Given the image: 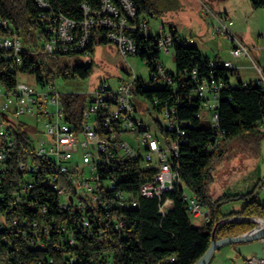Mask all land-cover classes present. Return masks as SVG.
I'll return each instance as SVG.
<instances>
[{"label":"trees","instance_id":"16d2710c","mask_svg":"<svg viewBox=\"0 0 264 264\" xmlns=\"http://www.w3.org/2000/svg\"><path fill=\"white\" fill-rule=\"evenodd\" d=\"M49 12L64 16L76 22L75 34L79 39L82 22L86 19L87 6L91 13L101 7L102 0H46ZM137 8L138 19L148 20L159 12L151 0H132ZM253 8H264V0H249ZM44 10L36 0H0V18L9 20L11 30L18 33L24 49V58L20 71L26 77H33L37 85L55 84L57 79L65 81H85L90 77L92 65H73L74 58L93 53L94 45L107 44L106 30L101 27L93 29L92 36L84 50L67 53L47 54L45 43L50 40L52 32L47 29V21L41 18ZM169 30L180 38L176 28ZM141 60L153 67L160 59L155 52L154 38H144L136 34ZM77 39V40H78ZM194 43V42H193ZM193 43H173L175 71H169L173 82L166 86L152 85L140 93L148 104L162 110L165 105H175L174 118L188 122L183 127L185 135L180 139L179 157L173 164L180 174V185L162 200L170 198L174 206L166 214L159 209L158 198L140 197L137 207L103 209L92 206L84 197L82 209L60 208V196L50 184L46 172L49 162L40 160L37 165L41 170L24 173L18 168V152L13 149L4 170L0 171V264H195L209 249L214 227L231 217H257L264 219V204L255 196L256 190L244 194L224 195L213 198L207 185L212 181L211 168L215 160L224 153L228 144L237 138L256 136L264 137V86L257 80L242 82L236 69L218 66L215 80L221 84L218 95L217 127L210 121L196 117L200 110L201 99L195 95L198 83L191 74L197 70V77L202 80L210 73L209 62ZM152 51V54H148ZM7 52L0 49V86L6 93L16 86V77L10 69ZM213 60L219 62L218 58ZM237 75V84L233 85L231 77ZM62 102L68 120L78 128L82 120V110L86 97L79 94L62 96ZM18 134L17 144L27 143L30 127L25 124ZM161 132L166 129L159 126ZM223 133L218 147L209 146L213 138ZM168 134V133H167ZM174 138L176 133L170 132ZM19 157V158H18ZM102 176L112 174L120 176L119 185L129 192L137 193L140 187L153 179L154 171L145 169L140 162L125 163L117 170L100 171ZM62 178L59 176L57 182ZM32 182L34 188L27 203L16 202L15 197L24 186ZM187 188L201 205L210 212L211 220L203 226H195L183 199ZM235 201L244 202L239 212L225 213L227 204ZM46 207L42 214L32 209L31 204ZM85 217L89 226L81 225ZM44 221L49 227L47 236L34 231L33 223ZM116 221L122 228L115 229ZM15 223V225H14ZM256 224L251 221H227L216 230L217 238L241 235L252 230ZM73 240V242H70ZM174 261H170L171 258Z\"/></svg>","mask_w":264,"mask_h":264},{"label":"built area","instance_id":"2783aa9c","mask_svg":"<svg viewBox=\"0 0 264 264\" xmlns=\"http://www.w3.org/2000/svg\"><path fill=\"white\" fill-rule=\"evenodd\" d=\"M44 10L41 18L47 21V29L52 32L50 40L45 43L44 51L47 54L55 52L67 53L73 50L86 49L95 27L106 30L107 39L116 46L118 55L127 61L129 56L140 59L139 45L136 34L144 38H154L155 52L159 53L160 59L155 61L153 67H149L150 74L144 79L130 67L126 70V78L118 79L115 85L102 81L96 90L86 97V103L82 110V120L78 128L68 120L67 112L62 102V96L67 95L57 91L55 84L40 86V89L28 85L20 77H26L20 71L24 58L22 51L24 44L13 28L11 22L0 18V49L7 52L6 57L10 60V69L16 77L15 88L6 93L0 86V171L4 170L5 162L11 152L17 146L18 168L24 173H35L41 170L37 165L40 160H47L49 170L46 175L53 189L60 196V208L82 209L84 197L92 206L103 209L134 208L138 206L139 198H158L159 209L166 214L174 206L170 198L162 200L167 193L173 192L180 185V174L173 164L179 157L180 139L185 135L183 127L186 121L179 122L174 118L175 105H165L162 110H156L154 105L148 104L140 89H146L152 85L166 86L173 82L170 70L161 61L162 52L171 54L175 63L173 43H193L192 37L184 39L175 36L170 30L154 33L150 22L138 19L137 8L132 0H102L99 10L91 13L87 6L86 19L82 22V30L78 39L75 30L76 22L63 14L55 15L50 10L46 0H36ZM213 23V32L218 36L225 37L231 44L230 54L232 59H219L209 62L210 73L208 78L202 80L197 77V70H193L191 78L197 84L195 95L201 99V106L196 117L202 121H210L212 126L217 127L218 95L221 84L215 80L214 70L218 66L227 69L248 68L256 72L257 80L264 86V69L260 63L251 56L252 50H264V42L248 46L232 32L234 20L225 12L212 13L208 9ZM78 39V40H77ZM148 54H152L149 51ZM245 59L246 65L240 64ZM253 80L246 81L250 83ZM72 94V93H68ZM55 110L52 111L51 107ZM209 107L207 111L205 108ZM213 109H212V108ZM152 113L159 116L154 118ZM24 115L34 116L44 127L40 131L38 124H31L21 119ZM143 116H149L153 120L147 122ZM30 127L27 143L17 144L18 134L22 129L20 125ZM32 125V126H31ZM34 125V126H33ZM159 126L166 129L161 132ZM170 132L176 133L174 138ZM45 134L46 139L40 138ZM168 133V134H167ZM223 133H218L213 138L210 150L219 146ZM81 154L82 165L76 160ZM138 161L145 169L153 170L152 180L145 182L135 194L124 190L119 185L120 176L112 174L102 176L100 171L117 170L127 162ZM89 169V176L85 175V168ZM5 171V170H4ZM62 180L58 183V177ZM34 185L26 184L21 193L15 197L16 202L27 203ZM183 199L192 218H202L204 223L211 220L210 212L205 209L198 199L186 192ZM32 209L39 213H46L47 208L31 204ZM255 221L256 225L264 227V219L257 217H231L221 221ZM260 221V223H259ZM15 225V223H14ZM82 227L89 226L85 217L81 221ZM48 225L42 221L33 223L34 231L42 236L49 233ZM122 228V224L116 221L115 229ZM264 243V239L262 240ZM73 242V240H70ZM171 258L170 261H174ZM248 264H264V256L258 259L250 257Z\"/></svg>","mask_w":264,"mask_h":264},{"label":"rangeland","instance_id":"374dc122","mask_svg":"<svg viewBox=\"0 0 264 264\" xmlns=\"http://www.w3.org/2000/svg\"><path fill=\"white\" fill-rule=\"evenodd\" d=\"M151 1L159 10L155 17L147 16L152 31L158 33L162 26H164L165 31L174 27L180 35L192 36L195 41L192 46L198 48L203 56L214 58L220 55L222 59L223 57L232 59L231 44L225 37L214 34L212 19L205 15L207 9L212 13L227 12L234 20V27L239 28L242 34H245V38L239 35L244 44L252 46L264 42V8H253L249 0ZM251 56L264 67V50H252ZM72 60L73 65L91 64L92 71L90 77L85 81L57 79L55 87L57 91L63 94L74 93L87 97L98 88L102 81L115 85L118 79H125L127 76L125 72L130 67L133 68L137 76L144 79H147L150 74L146 61L136 56H129L126 61L118 55L116 46L112 42L107 44L96 43L91 56L80 55ZM161 61L167 69L175 71L176 66L172 53L167 54L163 51ZM240 62L248 63L245 59ZM238 76L242 82H245L249 79L253 80L256 74L252 69H241ZM237 78V75L231 77L233 85L237 84ZM20 79L28 85L40 89L33 77H20ZM51 109L52 111L55 110L53 106ZM205 109L208 111L210 108L206 107ZM152 116L156 118L159 115L152 113ZM21 119L31 124L37 123L40 131L44 132L42 122H38L34 116L24 115ZM143 119L147 122L153 120L152 117L150 120L149 116H143ZM40 138L45 140V134L42 133ZM76 160L82 165L81 154L76 156ZM85 175L89 176L87 167L85 168ZM211 176L212 181L207 185V190L213 198L244 194L256 190L257 200L264 204V137L258 139L256 136H245L230 142L224 153L213 163ZM185 192L190 194L187 188H185ZM243 206L244 202L235 201L227 204L226 207L242 209ZM192 220L195 226H201V218H192Z\"/></svg>","mask_w":264,"mask_h":264},{"label":"water","instance_id":"95a60500","mask_svg":"<svg viewBox=\"0 0 264 264\" xmlns=\"http://www.w3.org/2000/svg\"><path fill=\"white\" fill-rule=\"evenodd\" d=\"M260 219V218H259ZM256 223L255 221H251ZM260 223V221H259ZM221 222L216 225L212 231L211 243L209 249L206 253L195 263V264H210L212 258L217 250H220L222 247L229 245H236V250L238 253L246 255V253H251L253 256H256L258 259L263 258L264 256V227L256 225L252 230L247 231L241 235L217 238L216 230ZM249 256L247 261L250 259Z\"/></svg>","mask_w":264,"mask_h":264},{"label":"crops","instance_id":"0c3cea01","mask_svg":"<svg viewBox=\"0 0 264 264\" xmlns=\"http://www.w3.org/2000/svg\"><path fill=\"white\" fill-rule=\"evenodd\" d=\"M202 3V1H201ZM205 6V5H204ZM225 12V11H224ZM219 13V12H218ZM227 13V12H225ZM228 14V13H227ZM205 15H206V12H205ZM229 15V14H228ZM206 16H209V15H206ZM230 16V15H229ZM210 17V16H209ZM231 17V16H230ZM211 18V17H210ZM212 19V18H211ZM213 19H212V26H213ZM235 24V23H234ZM235 26V25H234ZM232 27V32L235 36H237L239 38V35L242 37L245 38V34H242V31H240L239 28L237 27ZM164 27V26H162ZM177 30V29H176ZM189 37H192V36H189ZM194 39V38H193ZM195 42V41H194ZM258 44V43H256ZM255 45V44H253ZM252 45V46H253ZM258 50V49H257ZM208 57V56H207ZM211 58V57H209ZM214 58H218V59H222L220 57V55L218 57H214ZM223 59L225 60H230L229 58L227 57H223ZM259 62V61H258ZM260 63V62H259ZM240 64H243V65H246L247 63H241ZM260 65L262 66V64L260 63ZM263 67V66H262ZM241 69H248V68H239L238 69V73L240 72ZM264 69V67H263ZM255 72V71H254ZM256 74V72H255ZM257 76V74H256ZM256 77H254L253 79H255ZM249 80H252V79H249ZM247 80V81H249ZM246 82V81H245ZM225 213H229V212H239L241 211L242 209H229V208H225L223 209ZM205 225L204 223V220L201 218V226ZM249 256H253V254L251 253H246V255H243L241 253H238L237 250H236V245H229V246H225V247H222L220 250H217L216 253L214 254L213 258H212V261L210 264H248V261H247V258Z\"/></svg>","mask_w":264,"mask_h":264}]
</instances>
